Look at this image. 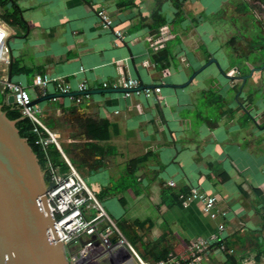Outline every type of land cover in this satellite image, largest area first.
Returning <instances> with one entry per match:
<instances>
[{"label":"crops","instance_id":"0c3cea01","mask_svg":"<svg viewBox=\"0 0 264 264\" xmlns=\"http://www.w3.org/2000/svg\"><path fill=\"white\" fill-rule=\"evenodd\" d=\"M14 1L26 24L10 25L0 19V29L5 31L9 43L8 63L0 60V79L8 78L10 72V80L23 84L32 97L57 92V77L66 80L73 91L83 81L90 90L110 88L102 87V82L109 85L119 75L161 87L151 96L106 92L91 94L77 104L67 96L38 103L45 117L49 113L69 119L92 116L105 118L111 124L109 138L98 143L112 147V151L104 157L92 154L91 160L104 164L83 172V177L103 172L100 190L120 177L128 160L136 159L135 175L143 192L132 198L124 191V206L115 197L104 198L103 204L114 220H119L120 231L142 258L153 263L156 260L152 255L176 246L180 239L191 241L219 235L229 237L235 251L258 243L255 254L259 252V263L264 264V126L259 124L257 97L253 109L252 101L246 105L238 101L259 89L243 91L254 70L244 81L229 73L235 69L229 67L232 57L228 52L219 57L214 47L206 45L205 40H213L216 33L215 29L207 33L203 27L216 17L221 19L218 22L230 25L234 19V34L220 38V43L227 48L225 44L233 35H238L239 41L243 28L248 40L242 48L250 53L251 32L259 30L264 35V0ZM156 6L167 20L170 35L154 48L153 41L161 36V26L154 30L155 35L149 32L151 11ZM256 8L259 16L255 15ZM97 9L109 16L110 26H102ZM178 9L181 19L172 22ZM205 52L217 59L223 72L231 77L217 70L219 84L216 83L215 91L210 90L220 93L226 102L214 108L212 101L209 112L200 115L197 99L207 102L209 91L195 88L193 83L215 63L182 88L165 84L184 82L191 71L206 62ZM248 64L253 65L251 61ZM35 74L52 81L44 89L38 88L32 84ZM3 94L0 85V101ZM192 111L199 117L192 119ZM70 130L74 132L75 127ZM65 138V143L87 140L83 134L75 139ZM168 180H173L174 186L166 185ZM192 185L215 195L214 216L199 199L184 206L179 203L176 193ZM99 189L95 188V192ZM98 252L97 262L101 264H118L119 256L130 259L124 246H99ZM207 256H216L221 264L229 261L224 252L211 247L195 264H206Z\"/></svg>","mask_w":264,"mask_h":264},{"label":"built area","instance_id":"2783aa9c","mask_svg":"<svg viewBox=\"0 0 264 264\" xmlns=\"http://www.w3.org/2000/svg\"><path fill=\"white\" fill-rule=\"evenodd\" d=\"M96 15L98 16L103 27H108L112 24L109 16L102 10L97 9ZM115 34L120 35L117 30ZM159 38L153 41L154 48L160 46L162 40L167 38L168 33L166 24L160 27ZM165 34V36H164ZM2 52V55H1ZM9 48L6 42V33L0 29V60L7 62ZM235 72V70H233ZM52 79L45 77L42 74H35L32 78V84L38 88L44 89L45 86L50 83ZM54 85L57 92L70 93L71 89L69 83L62 79H54ZM142 81L137 77H128L119 75L109 85L106 82H102V87L111 86L113 88L123 87L132 88L138 86ZM0 85L4 95L12 94L15 104L18 105L19 111L23 116L28 117L33 123L32 131L38 132L41 128L47 133V136H39L38 142L42 147L50 142H53L58 150L63 154L56 137L49 131L42 121V110L38 104H30L33 98L28 89L20 82H13L8 78L0 79ZM87 89L84 81L80 83L76 91L78 94H70L67 97L73 101V103H81L90 97V93L82 92ZM161 87L145 86L136 91H124L123 94L128 96L131 93H142L145 96H151L154 93L159 92ZM44 91V90H43ZM82 92V93H80ZM67 170L60 171L58 166L52 164L50 161L46 163V170L49 175V185L45 191V198L49 212L54 219V230L58 239L66 246V248L79 245L84 248L85 252H88L94 248L96 244L103 247H111L114 249L124 246L128 250L130 256L129 260H126L124 256L117 257L118 264H195L206 250L214 247L219 250H224L226 246L223 242L218 245L214 243L223 237L219 235H212L210 238H196L191 240L186 246V255H174L169 254L165 259H159L153 263L143 259L137 250L128 242L126 237L120 231L116 221L112 215L105 208L103 202L96 196L87 184L85 178L77 171L69 160L64 157ZM167 185H174L173 180H168ZM192 199H199L203 202L204 209L210 211V214L214 216L216 211L214 210L216 197L199 189L197 186H190L187 193H180L178 200L181 205H186ZM223 225H219V230H222ZM83 255H86V253ZM99 253V252H98ZM97 253V254H98ZM94 254V256H97ZM82 255V256H83ZM71 264H86V261H79L76 258L70 259Z\"/></svg>","mask_w":264,"mask_h":264},{"label":"water","instance_id":"95a60500","mask_svg":"<svg viewBox=\"0 0 264 264\" xmlns=\"http://www.w3.org/2000/svg\"><path fill=\"white\" fill-rule=\"evenodd\" d=\"M7 46L9 47L8 42ZM211 63H215L224 76L231 77L223 72L217 59L210 57L193 70L184 82L168 83L165 86L182 88ZM253 70L252 68L248 74L234 76L244 81ZM10 77L9 72L8 80ZM145 86L150 85L141 82L132 88L110 87L86 89L82 92L99 94L136 91ZM78 93L79 91L47 92L33 97L30 104ZM2 96L0 101V264H71L66 246L55 233L54 219L47 207L45 191L49 182L45 177V170L40 166L27 140L19 134L15 125L16 120L10 119L2 108V105L7 103L19 109L13 95L9 93Z\"/></svg>","mask_w":264,"mask_h":264},{"label":"trees","instance_id":"16d2710c","mask_svg":"<svg viewBox=\"0 0 264 264\" xmlns=\"http://www.w3.org/2000/svg\"><path fill=\"white\" fill-rule=\"evenodd\" d=\"M179 13L180 9L177 10L176 17L172 20V22H178L181 19L180 16H178ZM0 19L10 25H19L24 27V25L26 24L23 18L21 17L20 8L16 5L14 0H0ZM151 20L152 23L150 24L149 29L151 31L149 32H152V35H155L154 30L164 25L167 21L165 16L161 14L160 8H158L157 6L156 8H154V10L151 11ZM254 21L258 25L259 19L255 18ZM237 36L238 35H233L227 40L225 44L227 48L232 47L236 49L235 42L237 40ZM250 45L253 49H257L258 51V53L254 56V60H257L258 63H254L252 67H250V69L254 68V70H258L262 65V67L264 68V35L259 34V30L256 33L251 34ZM259 45L262 48L260 51ZM210 57L211 54L209 52H205V60L207 61ZM229 67H235L239 75L248 74L249 72V69L246 70L244 66H239V63H237L233 58H231ZM206 97L207 102H205L207 108L208 106H211L212 101L214 103V108L217 105L221 106L226 102V100L223 99L220 93L213 92L211 90L209 91ZM2 108L6 111V114L10 119L16 120L15 125L19 130V134L27 140L30 147L36 154L40 166L45 170V177L48 182L49 175L46 170L47 161H50L52 164L58 166L60 171L67 170L68 165L62 157L61 152L58 150V148L53 142L48 143L45 148L42 147V145L38 142L39 136H47V133L45 131L39 128V130L41 131L40 134L38 132H33V123L31 122V120L28 117L23 116L19 109L13 108L11 104L4 103L2 105ZM42 121L45 126L49 129V131L56 137V140L60 145L62 152L65 154L71 165H73V167L77 171H93V169L99 168L103 162L96 159L91 160L92 154L96 153L100 155V157H104L105 154H109V152L112 151V147L105 146L104 144L103 146H101L98 143L99 141L107 140L110 135L109 129L111 124L105 118L88 116L83 118L74 117L72 119H69L64 116L55 117L54 115L49 113L46 117L42 116ZM73 127H75V131L71 132L70 129H72ZM63 130H65V132H63ZM81 134L85 135V137L87 138L86 141H71L65 143L62 139H66L65 137H72V139H75ZM136 166V159L128 160L119 178L112 181L111 185L105 186L101 190L95 192L99 200L103 202L104 198L106 197H115L117 201L124 206L126 203V200L123 195L124 191L129 192L132 198H135L137 195L141 194L143 192V187L141 186L140 180L135 175ZM188 189L189 188L180 189L181 191H178L176 193L177 198L180 193H187ZM262 213V220L264 221V209ZM115 221L118 226H121L119 220L115 219ZM189 242L190 241H184L180 239L176 246L164 248L160 250L157 255H152V258L154 260L165 259L169 255L168 253L170 252H172V254L174 255L182 254L188 256L185 253L186 246ZM220 242H223L226 247L229 246L234 252L235 244L234 242L229 240V237H223V239H219L214 244L218 245ZM224 253L231 264H237L234 258L232 257L231 253L228 252V250L224 251ZM254 259L256 261L259 260V252L254 255Z\"/></svg>","mask_w":264,"mask_h":264},{"label":"rangeland","instance_id":"374dc122","mask_svg":"<svg viewBox=\"0 0 264 264\" xmlns=\"http://www.w3.org/2000/svg\"><path fill=\"white\" fill-rule=\"evenodd\" d=\"M188 9H191V8H188ZM255 11H256L255 15L259 16V9L256 8ZM214 13H217V12H214ZM218 13H224V12H218ZM216 15L219 16V14H216ZM256 18H258V17H256ZM218 21H221V19L219 17H216L213 21L214 24H213V22L208 23V25H207V23L203 24L204 30H206L207 33H210V31L212 29H215L214 31L216 33V36H214L213 40L212 39L210 41L205 40L206 45L211 46L212 48L214 47L215 50H217L216 54H218L219 57L227 56L229 53L231 55L229 57H232L237 63H239V66L242 65V66H244V68L246 70L249 69V71H250L251 69H250V66L248 63L251 61V63L254 64L255 61H257V60H254V56L258 53V51H257V49L251 48L252 51L250 53H248L246 48H244L246 50H244L242 48L243 46L244 47L246 46L245 43H247L248 38H246L247 35L244 36V34H247V33H245L243 31L244 29L241 28L239 31V33L242 32V34L240 33L241 39L239 41L237 39L235 42L236 49L235 48L233 49L231 47V50L229 51V50H227L228 48L222 46V44L220 43V40H221L220 38L226 39L229 34L230 35H231V33L234 34L233 32H234L235 28L232 25V23L234 22V19H232L231 25L229 22H223V21L218 22ZM238 26H239V24H238ZM216 29H218V30H216ZM206 32L204 34H206ZM251 33H254V30ZM218 46H220L221 49H217ZM242 49L244 50L245 53L243 52ZM236 56H238V57H236ZM239 56H244V57H239ZM211 64H213V63H211ZM217 70L219 71L218 67L214 66V65H211L209 68L204 69V71L198 76V78H196L195 82L193 83V87L200 88L201 90H206V88H207L208 89L207 91H210L209 89L215 91L216 90V87H215L216 83L219 84V82L217 81V79L219 78V76L217 74ZM191 73H192V71H191ZM229 73H234L236 75L237 70H236V72H234L233 70H230ZM251 77L252 78H250L249 82L246 83L245 87L243 88V91L247 92L249 89L257 91L259 88V92H257L256 94H251V95L248 94L249 96L247 95L244 97H239L238 101L244 103L245 105L249 104L250 103L249 101H252L251 106L250 105L249 106H250V109H253L255 107L254 101H256L255 99L257 97L259 99V118H258L260 121L259 124L264 126V113H263V111H264L263 110V108H264V68L261 67L258 70H254V74ZM257 77H259V78H257ZM231 91H233V90H231ZM231 91L229 92V94H232ZM196 107L200 111V115H201V112L203 114L209 112V110H208L209 108H206V102L205 101L202 102L200 99L199 100L197 99ZM254 114L257 115V113H254ZM196 117H199V115L195 114V112L192 111L191 118L196 119ZM79 173L83 176V172L81 170L79 171ZM84 178H85L87 184L90 186V188L93 191H95V188L99 189L100 184L103 182V172L93 173V174L89 175L88 177H84ZM174 184H175V182H174ZM257 245H258V243L255 246L252 245V243H249L248 245H244V247H242L241 249H237L236 251L234 250V252L228 246L224 250H221V251L224 252V251L228 250V252L231 253L232 257L234 258V260L237 264H260L259 260L256 261L254 259L255 252L258 248ZM98 249H99V245L96 244L92 250L85 252L84 248H82L76 244V245H73V246H70L67 248V255L69 257V260L77 257V260H79L81 262L86 261L85 263L87 264L88 262L91 261L92 257L94 256L93 252H94V254L98 253ZM84 252L86 253V255H83ZM138 253L142 257V254L140 252H138ZM215 253H217V251H215ZM205 262H206V264H221L220 262H218V259L216 258V256H213V257L207 256V258H205ZM225 264H231V263L226 260Z\"/></svg>","mask_w":264,"mask_h":264},{"label":"flooded vegetation","instance_id":"af4514ba","mask_svg":"<svg viewBox=\"0 0 264 264\" xmlns=\"http://www.w3.org/2000/svg\"><path fill=\"white\" fill-rule=\"evenodd\" d=\"M92 258V261L88 262L87 264H101L97 262L99 260V255L93 256Z\"/></svg>","mask_w":264,"mask_h":264},{"label":"bare ground","instance_id":"6f19581e","mask_svg":"<svg viewBox=\"0 0 264 264\" xmlns=\"http://www.w3.org/2000/svg\"><path fill=\"white\" fill-rule=\"evenodd\" d=\"M1 55H2V52H1Z\"/></svg>","mask_w":264,"mask_h":264}]
</instances>
